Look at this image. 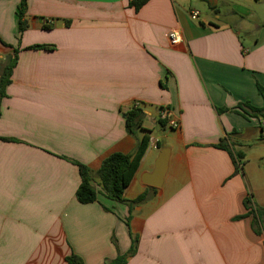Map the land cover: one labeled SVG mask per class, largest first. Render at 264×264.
<instances>
[{"label":"crops","instance_id":"obj_1","mask_svg":"<svg viewBox=\"0 0 264 264\" xmlns=\"http://www.w3.org/2000/svg\"><path fill=\"white\" fill-rule=\"evenodd\" d=\"M132 1L27 0L19 34L21 0H0L10 46L0 41V66L18 50L0 105V264H68L72 254L105 264L133 240L126 264H264V233L244 206L264 208L263 122L227 111L264 104V0ZM134 107L143 117L132 136L124 113ZM166 110L177 128L158 123ZM145 134L150 146L124 197L146 200L80 203L73 162L95 175ZM222 141L244 152L240 172ZM160 145L171 154L154 188L143 180Z\"/></svg>","mask_w":264,"mask_h":264},{"label":"trees","instance_id":"obj_2","mask_svg":"<svg viewBox=\"0 0 264 264\" xmlns=\"http://www.w3.org/2000/svg\"><path fill=\"white\" fill-rule=\"evenodd\" d=\"M147 0H134L131 2L135 5L136 9L145 4ZM27 0H21L20 6L18 8V31L19 34L24 33L28 29V23L26 19L27 10ZM44 28L48 29V25H44ZM2 42V40L0 39ZM3 43V42H2ZM5 47H10L9 45L3 43ZM38 48H48L47 46L35 45L28 47V49H38ZM18 50L15 49L14 55L8 58L7 62L0 66V105L1 100L4 97L5 89L11 82V76L13 69L17 62ZM259 93L264 97V88L258 87ZM237 111L240 110L242 114L248 117H258L263 122V133L261 135V140L264 141V104L262 107H254L249 103H243L234 109H229L227 111ZM225 109H219V112H223ZM125 126L129 135H136L138 129L140 128L141 120L143 117V111L134 107L130 111L124 113ZM161 127H165L167 124V119H160L159 122ZM150 136L145 134L138 140L136 149L131 154L123 153H113L108 156L102 163L100 169L95 175L92 174L90 169L77 162H73L79 170L80 175V185L77 190L78 201L82 204H90L94 202H101L100 197L105 198L110 201L127 204L130 208L141 204L146 200L147 194L143 193L134 200H126L124 197L125 190L132 182L135 174L138 171L140 163L144 158L149 146H150ZM161 146V145H160ZM217 148L226 150L232 157L233 163L235 165V173L242 170L244 165L245 154L242 151H238L233 144H227L222 141ZM244 206L247 209L245 216H252V228L256 234L264 233V208L255 207L251 199H245ZM104 209L108 210L104 206ZM243 217V216H242ZM240 217V218H242ZM132 246L129 251L123 255H118L114 260L108 261L105 264H126L127 259L136 250V241L133 240ZM68 264H83V261L77 255H70L66 258Z\"/></svg>","mask_w":264,"mask_h":264},{"label":"water","instance_id":"obj_3","mask_svg":"<svg viewBox=\"0 0 264 264\" xmlns=\"http://www.w3.org/2000/svg\"><path fill=\"white\" fill-rule=\"evenodd\" d=\"M171 150L168 145H163L155 161L154 169L151 173L144 175L143 182L151 187L160 188L168 171Z\"/></svg>","mask_w":264,"mask_h":264},{"label":"built area","instance_id":"obj_4","mask_svg":"<svg viewBox=\"0 0 264 264\" xmlns=\"http://www.w3.org/2000/svg\"><path fill=\"white\" fill-rule=\"evenodd\" d=\"M198 14L199 13L197 11H192L191 12V15L193 17H197ZM169 39H170V42H171L172 45L178 46V45H181L183 43L181 36L175 31H171L170 32ZM161 119H167L168 120V125L171 128H177L178 127V122L176 120L169 119V112L167 110L163 111L161 113Z\"/></svg>","mask_w":264,"mask_h":264},{"label":"rangeland","instance_id":"obj_5","mask_svg":"<svg viewBox=\"0 0 264 264\" xmlns=\"http://www.w3.org/2000/svg\"><path fill=\"white\" fill-rule=\"evenodd\" d=\"M222 9V8H221ZM222 12H226V9L223 8L222 9ZM140 131H137V133H139ZM136 133V134H137ZM153 136H156V137H162V134L160 133V128L159 127H156L155 130L153 131ZM162 143H166L168 141V139H165V138H162ZM251 149V148H250Z\"/></svg>","mask_w":264,"mask_h":264}]
</instances>
